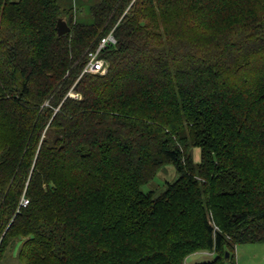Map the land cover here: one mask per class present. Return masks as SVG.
Masks as SVG:
<instances>
[{
    "label": "trees",
    "instance_id": "16d2710c",
    "mask_svg": "<svg viewBox=\"0 0 264 264\" xmlns=\"http://www.w3.org/2000/svg\"><path fill=\"white\" fill-rule=\"evenodd\" d=\"M88 14L59 37L57 0H0V264H237L264 243V0Z\"/></svg>",
    "mask_w": 264,
    "mask_h": 264
},
{
    "label": "rangeland",
    "instance_id": "374dc122",
    "mask_svg": "<svg viewBox=\"0 0 264 264\" xmlns=\"http://www.w3.org/2000/svg\"><path fill=\"white\" fill-rule=\"evenodd\" d=\"M19 1V0H11ZM99 0H57L60 9L59 19H63L69 25V20L73 22H83L89 20V9L96 5ZM76 93H72L74 95ZM193 158L195 163L201 162V150L193 149ZM180 174L173 165H167L160 170L157 177L149 184L143 186L144 192H155L159 196L166 190L168 183H174L178 180ZM215 259V255L209 252H201L188 257L185 264H200ZM237 264H264V243L239 245L236 250ZM4 264H18L12 255H8Z\"/></svg>",
    "mask_w": 264,
    "mask_h": 264
},
{
    "label": "built area",
    "instance_id": "2783aa9c",
    "mask_svg": "<svg viewBox=\"0 0 264 264\" xmlns=\"http://www.w3.org/2000/svg\"><path fill=\"white\" fill-rule=\"evenodd\" d=\"M117 42L118 41H117L114 31L102 37L98 41V44L96 45L95 49L91 50L88 53V61L83 70L82 76L84 74L105 75L108 71L109 65L107 61L102 58V55L108 47L112 45H116ZM71 96L74 98H78L77 94H74V95L71 94Z\"/></svg>",
    "mask_w": 264,
    "mask_h": 264
},
{
    "label": "water",
    "instance_id": "95a60500",
    "mask_svg": "<svg viewBox=\"0 0 264 264\" xmlns=\"http://www.w3.org/2000/svg\"><path fill=\"white\" fill-rule=\"evenodd\" d=\"M59 37L65 36L71 32V28L63 19H59L56 27Z\"/></svg>",
    "mask_w": 264,
    "mask_h": 264
}]
</instances>
